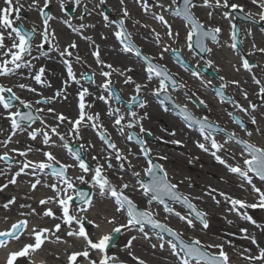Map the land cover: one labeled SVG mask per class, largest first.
Here are the masks:
<instances>
[{"label": "snow or ice", "instance_id": "6c2138e0", "mask_svg": "<svg viewBox=\"0 0 264 264\" xmlns=\"http://www.w3.org/2000/svg\"><path fill=\"white\" fill-rule=\"evenodd\" d=\"M132 3L144 17L161 26L163 34L143 19L134 18L128 0H118L116 19L109 14L115 10L110 8L109 0H0V80L13 81L12 86L0 83V120L8 125L7 129L0 127V137H3L0 139L3 149L0 177L7 181L0 183V192L20 184L27 188L25 202L10 196L0 204L5 213L0 216V223L7 225L0 230V250H7L3 264H36L34 256L46 244L67 246L65 264H125L118 253L110 254L122 234L131 235L120 252H126L135 264H148L134 251V242L141 238L146 241L155 238L158 243L150 244L154 250L164 251L167 246L173 264H232L225 243H210L194 236L185 238L183 231L158 219V209L162 206L164 213L183 221L188 228L194 229L197 222L201 230L209 228V214L193 202L201 197L181 192L184 180L175 181L163 163L168 156L154 154L149 144L147 137L153 133L144 127V121L150 116L146 111H136L148 107L146 96L159 99L161 106L166 102L174 103L186 125L199 133L201 140L195 141L196 147L234 174L241 181L239 187L245 189L247 185L251 189L250 194H255L254 203L224 192L218 195L229 205L228 212L261 227L246 210L264 208V188L257 187L253 181L256 177L264 182V146L250 139L254 132L264 136V128L260 127V122L264 121V47L253 43L251 50L241 55L243 40L235 21L240 14H244L245 19H255L258 15L259 20L264 21V0H251L260 9L257 14L246 13L244 4L235 0H132ZM198 9L206 11L205 19L197 15ZM176 19L181 20L184 28L183 48L171 46L180 39V31L175 30L171 22ZM218 19L228 22L229 34L223 42L224 28L217 23ZM57 24L77 39L62 44L61 33L54 26ZM98 24L110 30L121 52L134 54L145 62L140 82L129 74L133 68H116L102 58L100 45L88 34L97 29ZM130 25L148 31L151 43L160 49L158 55L145 53L137 45ZM99 35L101 40L108 39L103 32ZM165 38L171 44H166ZM77 40L88 44L90 56L97 65L96 70L80 72L79 78L74 66L91 69V65L80 55ZM216 47L231 50L238 57L230 64L231 71L237 76L246 73L248 79L220 75L216 84L205 80L202 67L215 68L217 73L222 70L211 58ZM184 49L190 59L184 58ZM166 53L175 56L184 72L199 81L205 91L212 89L219 103L230 104L247 117L245 120L233 111L227 112L249 139L237 131L222 128L208 115H195L188 104L174 100L172 92L183 91L190 102L208 108L206 101L189 89L187 81L159 62ZM252 56H258L257 62H250L248 57ZM53 59L59 60L66 75L53 94L46 96L44 90L52 89L53 85L48 78V65L43 61ZM97 75L102 78L99 84ZM113 76L121 78L122 84L131 88L127 101L122 96L124 89L117 90L119 81L114 82ZM249 81L255 86L251 91L246 87ZM73 84L78 86L76 114L69 116L52 105L67 100ZM33 85H38L39 89ZM91 85H95V93ZM230 88L247 104L229 93ZM14 89L38 98L27 99ZM252 96L259 103L251 99ZM91 97L104 103L102 112L93 110L95 103ZM113 102L117 106L113 107ZM119 105H124V109ZM248 125L254 126L253 129L249 130ZM86 132H91L95 139H86ZM216 133H223L224 138L218 140ZM22 135L31 143L19 146L18 137ZM170 143L181 144L182 141L173 139ZM233 143L239 146V157L231 151ZM229 159L235 163H228ZM129 176L133 182L126 179ZM40 190L46 191L37 199L33 194ZM135 194H139L143 207L134 198ZM216 194L215 188L204 193L220 205L222 201ZM31 200L36 201L35 205L27 202ZM106 202H110L111 212L104 206ZM170 203L179 204L186 212L181 214ZM13 208L16 209L14 220ZM241 231L256 251L245 248L238 255L246 264H264V247L247 229ZM227 243L231 246L230 241ZM13 244L19 245L17 250H9Z\"/></svg>", "mask_w": 264, "mask_h": 264}, {"label": "rangeland", "instance_id": "374dc122", "mask_svg": "<svg viewBox=\"0 0 264 264\" xmlns=\"http://www.w3.org/2000/svg\"><path fill=\"white\" fill-rule=\"evenodd\" d=\"M235 2L244 4L246 13L247 12H251L253 14H257L260 11V9L257 6H255V5H253L251 3V0H235ZM109 5H110V8L115 9L114 11H111V14H112L111 17L112 18H118V16H119L118 0H109ZM128 6H129L134 18L143 19L144 22L151 24L153 27H155L157 29V31H160L163 34V28L161 26L157 25L154 21L150 20L149 18L144 17L141 14V12L139 11L138 7L134 3H132V0H128ZM200 10H202L201 14L199 13ZM197 15L200 16L201 19H205L206 18V11L204 9H198L197 10ZM32 17H35V16H30L29 18L32 19ZM253 20L255 21V23H256V21L258 22L257 25H254V24H246V25L239 24L240 29H241V37L240 38L243 40V44L245 43L247 45H251L250 41H248V40L250 39V37H252V32L253 31L254 32H263L264 31V21H260L259 18H258V15H255V19H253ZM171 22L173 23L174 29L180 31V39H179V41L177 43L171 44V41H169L167 38H165V43L166 44H171V46L174 47V48H176V47L179 48L180 46H184V43H183L184 42V28H183L182 22L179 19L173 20ZM217 23H219L224 28V33H223V36H222V42H223L224 40H227V38H228V34H229L228 33V22L227 21H220L218 19ZM235 23L238 24L236 21H235ZM54 26L57 27L58 30H59V28L62 29V32H60L61 36H62V41H61L62 44L65 43L66 41H68L69 39H77V37H75L74 35L70 34L67 29L62 28L60 25L57 24V25H54ZM129 30L133 31L135 33V37L134 38L136 39V43H137V45L139 47L142 48V50L145 53H148L150 55H158L160 49H158L155 45H153L151 43L152 37L149 35V33H148V31L146 29H142V28H135L134 29L130 25L129 26ZM92 31H90L88 34L92 35L95 38L97 44H99L100 47H102V46L104 47V45L107 46L108 44H111V42H112V44L114 46H115V43L118 44V42L115 41V39L113 37H111L110 30L104 29L101 25L98 24L97 29L92 30ZM104 31H106L107 33H104ZM248 31H250V32L252 31L251 35H247ZM100 32H103L105 35L110 33V35L108 36V39L106 41L105 40H101L100 35H99ZM77 42L79 44V53H80V55L83 56L88 61L87 63H90L91 66H94V68H95V66L97 67V65H95V63H94V59L90 56V49H89L88 44L85 41H83V40H77ZM224 49H227V48H224ZM242 54L244 55V53H241V55ZM101 56L107 62L112 63L114 65V67L119 68L118 63L121 62V61L115 55L104 56V55L101 54ZM127 56H128V62L130 63L129 65L135 66L137 68L136 71H133L132 73H129V74L132 75L133 78L137 80V82H140L143 79V76H144V71H143V65L144 64L139 62V60H137L135 58L134 54H127ZM223 56H224V53H221V58L223 60L224 59L226 60V58L223 57ZM53 60L59 62V60H57V59H53ZM47 62L48 61H43V63H47ZM159 62L161 64L167 65L169 67V69L172 71V73L179 74V77H181L184 81L188 82L189 89L191 91L197 92V95L201 99H204L206 101V103L208 104V108H206V113H204L201 110L196 109L194 107L197 114H199L200 116L208 115L210 120H212V121H214L216 123H219L218 122L219 120H223L224 124H225L224 126H227V128H228L227 130L228 131H237L238 134L240 135L241 131L236 126H234L233 124H232L233 126H231V127L228 126L227 125V121H226V120H228V121L231 122V119L228 117L227 112L233 111V112H235L237 114V113H239L238 110L234 109L233 106L230 105V104H225L227 106V107H224L225 109L218 110L217 108H215L214 105L212 103L208 102L207 98H206V94H211L210 93L211 89L205 91L204 88L200 86L199 81L194 80V78H192L189 73L184 72V70L180 66H178L177 63H175L173 61L172 57L169 54L166 53L165 56H164V59L160 60ZM74 70L77 71L78 78H79L80 72H82L84 70H87L89 72L92 71V69H87L86 67H83L81 65H75L74 66ZM207 72L209 73V72H212V71H207ZM213 72L216 74V71H213ZM52 73H54L56 76H60V77L59 78L53 77ZM186 74L188 75V79L185 78ZM65 75H66L65 70L64 69H62V70L59 69V67H57L56 65L52 68V70L49 71V80L51 81L54 90L57 87H59V85H60V83H61V81H62V79L64 78ZM235 76H237V75L235 74ZM207 77L203 76V78L205 80H209V79L211 80L210 77L209 78H207ZM189 78H192L193 80H191ZM99 79H100V82H101L102 78L99 77ZM112 79H113L114 82L119 81L117 83V90H119L120 88L124 89V91L122 92V96H123V99L126 101L130 97V95L132 94L131 88L128 87V86H124L122 84V80H120V78L117 77V76H113ZM217 80H218V77H217ZM212 82H213V79H212ZM0 83H3L5 85H7V86H12V81L11 80H0ZM82 83H84L85 86H89L84 81H82ZM33 86L39 87L38 85H33ZM72 87H73V91H69L70 95H69V98L67 100H60L61 102H60L59 105L58 104L56 105V103H54L52 105L58 111L64 112L66 115H69V116H70L69 111H70L71 106L73 107V109L75 111L74 115L76 114V96H75V93H76V90H77L78 86L73 84ZM252 88L254 89L255 86L252 87ZM90 89L94 93L97 91L95 85H91ZM14 90L18 91L19 94H21L23 97H26L27 99L34 100V99L38 98L36 96H33L31 93H27V92L20 93L18 89H14ZM48 91H49V89L44 91V95L47 94ZM172 93L178 95V97L181 99V101L187 102L189 105L192 106L191 102L184 96L183 91H181L179 93H177V92H172ZM229 93L233 94L236 99L238 97L237 95H239V93L235 92L234 90L233 91L232 90L229 91ZM145 98H147V97H145ZM151 99L154 102H156V105H157L156 109H157V112L159 113V118L156 119V120H154V118H152V119L150 118V119L144 121V127L149 129L153 133L151 138L153 140H155V143H151L149 141V144L154 149V154L158 153V154H163V155H167L168 156V160L164 161L163 163L165 164V167L169 170L170 175H173L175 177V181H179V180H182V179L184 180V183L180 186L181 192H183L185 194H190L191 196L195 197L199 193V191L195 189V184H199L201 182L202 177H203V173H204L203 171H205L206 173H209V172L214 173V171L217 170L216 164H214L211 167L205 166V168L203 167L202 170L201 169L200 170H194L193 169V167H194L193 165L195 163V160H194V156L192 154H196V155H198L200 157V156H202V151H200L199 149L196 148L195 143L193 145L192 144L193 142L189 143L187 141L188 140V137H187L188 135L183 133V131L185 133H187V130L186 129L181 130L178 127V125H179L178 123H180V122H179V120L176 117H174V115L171 112V110L168 109V111H165L164 107H162L160 105V103L157 100V98L151 97ZM253 99L257 103H259V101L256 100L255 96L253 97ZM243 104H247V101H243ZM102 105L105 106L104 103ZM112 106L115 107L117 105H115V103L113 102ZM119 106L121 107L122 110L125 107L124 105H119ZM136 111L142 112L144 110H141V109L137 108ZM239 114H241V113H239ZM242 116H243V114H242ZM243 117H245L246 119L245 118L244 119L247 120L246 116H243ZM257 118H258V120H260L259 116ZM49 123H50V121H49ZM248 126H249V130H252L253 127H254L252 125H248ZM0 127H3V128L7 129V127H8L7 122L4 121V120H0ZM221 127L225 128L222 125H221ZM260 127L264 128V121L260 122ZM170 132H175L176 133L175 136L169 135ZM254 135H255L254 139L256 141H259V140L260 141H262V140L264 141V136H261L260 134L257 135L255 133H254ZM198 136H195V140L198 139ZM242 136L245 139H249L248 137L245 136V134L242 135ZM155 137H161L162 139L156 140ZM85 138L89 139V140H94L95 139V137L93 136V134L91 132H86L85 133ZM223 138L224 137L222 135H220V138H218V140H222ZM251 138H253V137H251ZM173 139L180 140V141H182V143L181 144H172V143H170V141L173 140ZM159 142H164L165 144L168 145V148L167 149H164L162 147L160 148ZM169 145H170L171 148L169 147ZM176 145L179 146L178 150H177V148H175ZM192 145H193V147H192ZM232 147H234L236 150H238L237 153H239V146H236L233 143ZM186 148L190 149V151H192V153L186 152ZM2 151H3V149L0 148V152H2ZM208 159L214 160V158L212 156H208ZM189 160H191L192 162L189 163ZM229 161H230V159L228 160V162ZM0 167H3V165H0ZM129 181L133 182V181H131V177H130ZM253 181L257 185V187L264 188V184L262 182H260L259 180H257L255 177H253ZM190 184H191V187H189ZM245 186L248 188L247 185H245ZM82 187L83 188H87L86 186H82ZM248 189L251 192V189L250 188H248ZM194 191H196V192H194ZM206 191H202V194H203L204 198L207 197L206 195H204V193ZM239 195H243V194L239 193ZM253 195L255 196V194H253ZM134 198L137 200L138 203H140L141 207L144 206L143 201L141 200L139 194H135ZM193 202L196 203V205H197V207L199 209H201L203 211H206L205 208H203L202 206L199 205L197 200H193ZM171 206L174 207L176 211H180L181 214H184L186 212L180 206L176 207L174 204L173 205L171 204ZM246 211H247L248 215L252 216V218L256 221L257 225L261 224L260 225L261 227L258 228L256 225H253L252 223H250L248 221H245V220L243 222H245L249 226H254L255 228H257L256 230L260 234V237L264 238V231L261 230V228H264V220L262 219V217L264 216V208L263 209H260V208H258V209H247ZM15 212H16V209H13V212L11 214L13 220H14V218H16ZM162 213H163V215H160V217L162 218V222L169 223V225L174 228L175 225L172 224V223L174 221H177L176 224L179 227H175V228L183 231L184 235H185V238L193 237V236L194 237H198V236L202 237V235H207V233L210 230L211 220H210V216L209 215L207 217L208 221H209V228L207 230H201L202 226L198 222H197L196 227L194 229L193 228H188L183 221H179L176 217L169 216L167 213H164L163 211H162ZM197 233H198V236H197ZM130 235L131 234H122L120 241L118 242L116 247L110 251V254L118 253L120 255V258H121V255L123 257H124V255H127L126 252H120V248H122V246L127 241V239L130 238ZM166 239H168V238H166ZM201 239L203 240V238H201ZM236 240H238V239H234L231 236L220 235L219 234V235L216 236V238H213L212 243H225V251H227L229 253V255L231 257V260L233 261L232 255L235 256L234 255L235 253H239V252L243 251V249L241 247H239L238 244H236ZM229 241L231 242V246H229V244L227 243ZM136 242H134V245H135L134 248L138 247V245H139L138 243L141 244V242H143V243L147 242L148 244H146V245L144 244V246L149 247V248H151L150 247L151 243H158V241L155 238H153L151 241H146V240L141 238V239H138ZM153 251L154 252H158L157 255L160 258L158 260L159 262H156V263L152 262L153 260H152V258H150V256H144L143 259H145L148 262V264H163V263H165V264H173V258L171 257V255H170V253H169V251L167 249V246H166L164 251H160L159 249H155V250L153 249ZM122 260H124V259H122Z\"/></svg>", "mask_w": 264, "mask_h": 264}, {"label": "bare ground", "instance_id": "6f19581e", "mask_svg": "<svg viewBox=\"0 0 264 264\" xmlns=\"http://www.w3.org/2000/svg\"><path fill=\"white\" fill-rule=\"evenodd\" d=\"M199 13L201 14L202 10H200ZM32 19L34 20L36 18L32 17ZM58 31L62 32V29L59 28ZM104 33H107V32L104 31ZM109 35H110V33L107 34V36H109ZM248 41H250L251 45H247L245 43L240 45V47L243 49V52H241V53L246 54L249 50H251L253 43L257 44L260 47H264V31L263 32H254L253 31L252 37H250V39ZM183 47L184 46H180L179 48H183ZM221 53H224L223 57H225L226 60L225 59L223 60L221 58ZM101 54L104 56L115 55L117 58H119L121 61L118 63L120 69L133 68L134 71L137 70V68L135 66L129 65L130 63L128 62L127 53L121 52L120 46L117 43H115V46L112 44V42H111V44H108L107 46H105V45H104V47L102 46L101 47ZM184 58L190 59V56H189L186 49H184ZM211 58H213L215 60L216 64L219 65L220 68L222 69L219 73L216 72L218 77L220 75H225L229 78H238V79H242V80L248 79V76L246 73H241V74H239V76H235V73H233L231 71L230 64L233 62H236L238 57L228 48L227 49H220L219 47H216L214 49V52L211 54ZM248 58L251 59L252 62H254V63L257 62V60H258V56H252V57H248ZM46 64L48 65L49 71L52 70V68L55 65L57 67H59V69H61V70L63 69L60 62H57L55 60L48 61ZM88 65H91V64L88 63ZM91 69L93 71V70H96L97 67L95 66V68H94V66H91ZM210 70L215 71V68H211ZM185 78L188 79L187 74L185 75ZM189 79L193 80L192 78H189ZM120 80H122V79L120 78ZM12 83H13V81H12ZM96 83L97 84L100 83V79H99L98 75L96 77ZM213 84H214V82H213ZM246 87H248V89L251 91V90H253L252 87H254V85H252L251 82L249 81V84ZM37 88H39V87H37ZM46 90H48V89H46ZM46 90H44V91H46ZM231 90L233 91L234 89L230 88V89H228V92ZM54 91L55 90L52 87V89H49V91L45 95L50 96L53 94ZM69 91H73L72 86H71ZM172 95L178 101L174 97L173 98L177 102H179L180 104H182V103L188 104L187 102L181 101V99L178 97V95H176L174 93H172ZM237 96H238L237 100L240 101L241 103H243L244 100L242 99V97L240 95H237ZM146 97H147L146 99L149 101V105L146 109H143V110L149 114L151 119L154 118V120H156L159 118V113L157 112V109H156V106H157L156 102H154L151 99V96H146ZM253 97L254 96H252L250 98L253 99ZM206 98H207V101L212 103L214 105V107L217 108L218 110L225 109L224 107H227L225 104L219 103L218 98L215 95L206 94ZM90 99H92L95 103V108L93 109L94 111H101L102 112L105 109V106L102 105L103 104L102 101L95 100L94 97H91ZM60 102L61 101L57 102L56 105L57 104L59 105ZM188 106L193 111V113L196 114V110H195L194 106H191L189 104H188ZM74 113H75V111H74L73 107L71 106L70 111H69L70 116H75ZM242 118L244 119L245 117H242ZM49 121H50V123L52 122L51 120H49ZM226 121H227V125L231 127L232 125H231L230 121H228V120H226ZM218 122H219L218 123L219 125H222L226 129H228L227 126H224L225 124H224L223 120H219ZM178 124H179L178 127L181 130H184V129L187 130V133H185L184 131H183V133L188 135L187 141L189 143L193 142L192 144L194 145L195 141H197L198 139L201 140V137L198 136L199 133L195 129H191V128L185 126L184 124H182L181 122ZM36 126H38V125H36ZM254 133L259 135V133H257V132H254ZM242 135H244V133L241 131L240 136H242ZM195 136H198L197 140H195ZM252 137L253 138H250L252 142L264 146L263 140L262 141H260V140L256 141L254 139L255 138L254 134ZM2 138L3 137H0V139H2ZM216 138L218 139L219 137H216ZM18 139H20V141H21V145H19V146H22L25 142L31 143L30 141H27V138L23 135L19 136ZM193 145H192V147H193ZM169 147H170V145H169ZM178 147L179 146H177V145L175 146V148H177V150H178ZM196 148L199 149L198 147H196ZM231 151L235 152L237 154V157H239V153H237L238 150H236L234 147H232V145H231ZM186 152L192 153V151H190V149H188V148H186ZM192 155L194 156V160H195V163L193 165L194 170H200V169L202 170L203 167L204 168H205V166L211 167L214 164H216V167H217V170L214 171L215 174L211 173V172L206 173L205 171H203L204 173H203V177H202L201 182L199 184H195V189L199 191L198 195H196V196H200L201 200H202V201L201 200H197V201H198L200 206H202L203 208L206 209V211L208 212V214L210 216V220H211L210 230L207 233V235H202V237H199L198 233H197V236L199 238H203L204 241L210 242V243H212L213 238H216V236L219 234L231 236L234 239H238V240H236V244H238L239 247H241L242 249L250 248V249H252L253 253H255V251H256L255 246L251 244L249 239L244 238L246 234L241 231V229H247L248 234H251L255 237L257 236L256 239H257L258 243L260 244L261 247H264V238L260 237V234L256 230L257 228H255L254 226L247 225L245 222H243L244 220L241 219L239 216H237L235 213L228 212L227 209L229 208V205L227 203L223 202V197H220L218 195V193L224 192V193H227V194H229L235 198H240L243 200L246 199L249 203L256 202L255 196L253 194H250L251 192L249 191V189L246 186H245V189H247V190L239 187L241 181L234 174L229 173L227 171V169L224 168V166L220 165L215 160L208 159V156H211L210 154L202 152V156H200V157L196 154H192ZM228 163L233 164V163H235V161L230 159V161ZM22 179H26V178H22ZM126 179L129 180L130 177H126ZM6 182H7L6 178L0 177V183H6ZM209 188L217 189L216 197H217V199L222 201V203L220 205L215 204V202L208 196L206 198L203 197L202 191H206ZM25 191H27L25 184H20L16 187L9 186L8 189H6L3 192H0V204L4 203L6 201V199L9 198L10 196H16L18 199V202H25V197H24ZM45 191L46 190H40L39 192L34 193L33 195L38 199L45 194ZM194 192H196V191H194ZM239 193H242L243 195H239ZM27 202L33 203L34 205L36 203L35 200H31V201H27ZM104 206L108 208L109 212L112 211L110 202H106ZM13 209H15V208H13ZM256 209H258V208H256ZM260 209H263V208H260ZM158 211L160 213L158 216V219H160L162 221V218L160 217V215H163V213L159 209H158ZM4 214H5L4 210L0 209V216H3ZM14 219H16V218H14ZM262 219L264 220V216L262 217ZM229 221H231L232 223H229ZM176 223H177V221H174L172 224H174L175 227H179V226H177ZM259 225H261V224H259ZM6 226L7 225H5L4 223H0V230H4V228ZM105 230H107V226H106ZM138 244H139L138 247L134 248V251L138 256H140L141 258H144V256H150V258H152V260H153L152 262H155V263L159 262L158 260L160 258L157 255L158 252H154L152 248L144 246V244L145 245L148 244L147 242L146 243L141 242V244L140 243H138ZM18 247H19V245L13 244L11 246V249H9V250H17ZM65 247H67V246L66 245H57V244H46L45 247L43 248V250H41L35 254L34 259L36 260V264H41V262H44V264H65V261H66V257L64 255V248ZM69 250H71V249H69ZM6 251L7 250H0V264H3ZM57 255H59V259H57ZM234 255L235 256L232 255V258H233L232 264H246V262L238 255V253H235ZM121 258L124 259L125 264H135V262H133L131 260V258L128 257L127 255H124V257L121 255ZM22 264H26V262H22ZM163 264H165V263H163Z\"/></svg>", "mask_w": 264, "mask_h": 264}, {"label": "water", "instance_id": "95a60500", "mask_svg": "<svg viewBox=\"0 0 264 264\" xmlns=\"http://www.w3.org/2000/svg\"><path fill=\"white\" fill-rule=\"evenodd\" d=\"M237 20L242 21L243 23H255V21L253 19H245L244 18V14H240L237 16ZM205 55V54H202ZM174 58V60H176L175 56H172ZM139 58V57H138ZM143 63H145L141 58H139ZM177 61V60H176ZM251 62V61H250ZM203 71H205L203 69ZM165 104H167L169 107H171L174 111H176L177 113H179V110L176 108L175 104L172 102H166ZM180 116V115H179ZM181 117V116H180ZM181 119L183 120V118L181 117ZM184 121V120H183ZM87 190V189H85ZM186 210V209H185ZM120 237V236H119ZM118 237V240H119ZM167 237V236H166ZM168 238V237H167Z\"/></svg>", "mask_w": 264, "mask_h": 264}, {"label": "flooded vegetation", "instance_id": "af4514ba", "mask_svg": "<svg viewBox=\"0 0 264 264\" xmlns=\"http://www.w3.org/2000/svg\"><path fill=\"white\" fill-rule=\"evenodd\" d=\"M61 64V63H60ZM63 67V66H62ZM58 74V73H57ZM52 76L53 77H59V76H56L54 73H52ZM151 143H155V140H153V139H148ZM159 146H160V148L162 147V148H164V149H167L168 148V145L167 144H165V143H162V142H159Z\"/></svg>", "mask_w": 264, "mask_h": 264}]
</instances>
